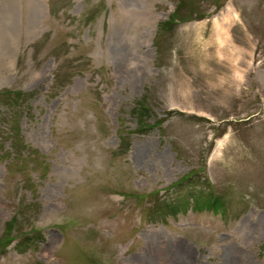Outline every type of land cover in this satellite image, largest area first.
Returning a JSON list of instances; mask_svg holds the SVG:
<instances>
[{
	"label": "rangeland",
	"instance_id": "obj_1",
	"mask_svg": "<svg viewBox=\"0 0 264 264\" xmlns=\"http://www.w3.org/2000/svg\"><path fill=\"white\" fill-rule=\"evenodd\" d=\"M0 264H264V0H0Z\"/></svg>",
	"mask_w": 264,
	"mask_h": 264
},
{
	"label": "trees",
	"instance_id": "obj_2",
	"mask_svg": "<svg viewBox=\"0 0 264 264\" xmlns=\"http://www.w3.org/2000/svg\"><path fill=\"white\" fill-rule=\"evenodd\" d=\"M174 19L170 20V21H167V22H163L160 24L159 26V31L160 32H163L167 29L170 28V26L172 25ZM134 113L136 116H138L139 118V121L140 123L142 124V127L140 126V130H143L144 128H147L146 126L148 125V123H145V120H146V117H147V109L145 107V105L143 103H139V107L134 109ZM199 199L201 200V202L203 203V205L205 207H208V208H213V205L218 201V198L215 197V198H209L211 197L210 195H199L198 196Z\"/></svg>",
	"mask_w": 264,
	"mask_h": 264
},
{
	"label": "bare ground",
	"instance_id": "obj_3",
	"mask_svg": "<svg viewBox=\"0 0 264 264\" xmlns=\"http://www.w3.org/2000/svg\"><path fill=\"white\" fill-rule=\"evenodd\" d=\"M232 16H233V14L230 12V10H229L228 8H226V12H225V17H224V19H226V18H232ZM223 30H226V27H225V25H224V22H222V23H216V24H215V32H216V33L220 32V31H223ZM221 33H222V32H221ZM221 33H219L218 36H217V43H218L219 45H221V44L225 41V39L222 38V37L220 36ZM219 51H221V48H220ZM237 53H238V52H237L236 50H234V52H233L234 60L237 58V57H236V54H237Z\"/></svg>",
	"mask_w": 264,
	"mask_h": 264
}]
</instances>
